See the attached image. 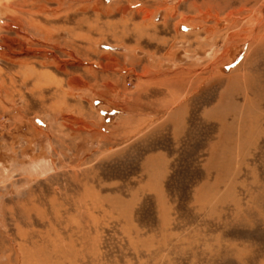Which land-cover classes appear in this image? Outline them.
I'll return each instance as SVG.
<instances>
[{
    "label": "rangeland",
    "instance_id": "374dc122",
    "mask_svg": "<svg viewBox=\"0 0 264 264\" xmlns=\"http://www.w3.org/2000/svg\"><path fill=\"white\" fill-rule=\"evenodd\" d=\"M5 1L0 264H264V0Z\"/></svg>",
    "mask_w": 264,
    "mask_h": 264
},
{
    "label": "crops",
    "instance_id": "0c3cea01",
    "mask_svg": "<svg viewBox=\"0 0 264 264\" xmlns=\"http://www.w3.org/2000/svg\"><path fill=\"white\" fill-rule=\"evenodd\" d=\"M231 67V66H230ZM229 67V68H230ZM228 68V69H229ZM184 73L181 74L180 77L176 78V82L181 83V84H188V90L191 91L192 94H189L188 96H192L195 93H203L204 86L209 82V76H205L203 73H198L195 76H188V78H184ZM200 75V76H199ZM173 97L179 98L181 96L173 95ZM170 95V97H172ZM185 96V95H184ZM184 96H182L180 99H182ZM207 111H203V115H207ZM187 115H188V106L187 105H180V103L177 104V106L173 110V118H172V131L173 135L175 137H180L184 131H185V126L187 122ZM220 121L219 123V128L222 130L223 127V120L217 119ZM153 162L154 163V170L152 171V175L147 177L150 179V182L148 184H152L155 190L160 192L161 187L163 185V180L166 176L167 173V167L170 162L169 158V153L166 150H159L157 152H152L148 153L144 156L142 159V163L145 165L147 163ZM148 165V164H147ZM156 191L154 190H149L150 193H155Z\"/></svg>",
    "mask_w": 264,
    "mask_h": 264
},
{
    "label": "bare ground",
    "instance_id": "6f19581e",
    "mask_svg": "<svg viewBox=\"0 0 264 264\" xmlns=\"http://www.w3.org/2000/svg\"><path fill=\"white\" fill-rule=\"evenodd\" d=\"M4 3H6V4H3L4 6H6V5H8L9 7L11 6V4H12V1L11 0H6ZM12 5H14V4H12ZM16 5V4H15ZM3 6V7H4ZM6 8V7H5ZM6 9H9V8H6ZM13 10V8H11L9 11H12ZM17 10V9H16ZM18 11V10H17ZM19 11H21L20 9H19ZM14 12V11H13ZM10 13V12H9ZM15 14V13H14ZM18 14V13H17ZM17 14H16V16H17Z\"/></svg>",
    "mask_w": 264,
    "mask_h": 264
}]
</instances>
